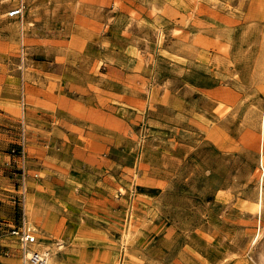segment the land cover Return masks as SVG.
Instances as JSON below:
<instances>
[{"label":"rangeland","instance_id":"rangeland-1","mask_svg":"<svg viewBox=\"0 0 264 264\" xmlns=\"http://www.w3.org/2000/svg\"><path fill=\"white\" fill-rule=\"evenodd\" d=\"M263 168L264 0H0V264H264Z\"/></svg>","mask_w":264,"mask_h":264},{"label":"built area","instance_id":"built-area-1","mask_svg":"<svg viewBox=\"0 0 264 264\" xmlns=\"http://www.w3.org/2000/svg\"><path fill=\"white\" fill-rule=\"evenodd\" d=\"M19 12L20 9H17L11 15L18 14ZM12 233L19 236L26 261H29L31 264H46L47 259L42 252L32 248V244L37 241L36 235L32 234L25 224L22 227L13 228Z\"/></svg>","mask_w":264,"mask_h":264},{"label":"bare ground","instance_id":"bare-ground-1","mask_svg":"<svg viewBox=\"0 0 264 264\" xmlns=\"http://www.w3.org/2000/svg\"><path fill=\"white\" fill-rule=\"evenodd\" d=\"M263 140V139H262ZM264 169V168H263ZM262 199V198H261ZM263 203V202H262ZM262 206V205H261ZM260 206V207H261ZM262 208V207H261ZM33 212L31 213V216L33 217ZM34 218V217H33ZM32 218V219H33ZM33 221V220H32ZM31 223V222H30ZM16 241V240H15ZM14 242V241H13ZM44 245V244H43ZM49 246V245H48ZM53 246V245H52ZM60 246H61V244H60ZM43 247V246H42ZM50 247V246H49ZM57 247V246H56ZM62 247V246H61ZM41 248V247H40ZM53 248V247H52ZM56 249V248H55ZM51 251H52V249H51ZM51 251H50V249H48V247L47 248H43L42 249V254L46 257V259H47V262H46V264H53V254L54 253H51ZM54 251V250H53ZM52 251V252H53ZM56 252V251H55ZM58 252V251H57ZM26 264V263H25Z\"/></svg>","mask_w":264,"mask_h":264},{"label":"crops","instance_id":"crops-1","mask_svg":"<svg viewBox=\"0 0 264 264\" xmlns=\"http://www.w3.org/2000/svg\"><path fill=\"white\" fill-rule=\"evenodd\" d=\"M0 245H4V244H1V243H0ZM37 246H38V245H37ZM0 256H1V255H0Z\"/></svg>","mask_w":264,"mask_h":264}]
</instances>
